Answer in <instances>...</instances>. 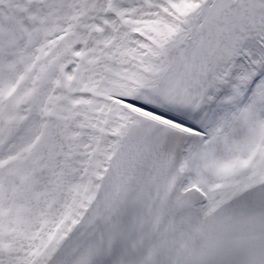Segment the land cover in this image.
<instances>
[{
  "label": "rangeland",
  "instance_id": "rangeland-1",
  "mask_svg": "<svg viewBox=\"0 0 264 264\" xmlns=\"http://www.w3.org/2000/svg\"><path fill=\"white\" fill-rule=\"evenodd\" d=\"M20 19L18 36L25 39L27 76L32 79L27 84L45 77L52 61L61 75L51 80L52 91L43 94L41 108L40 100L37 105L41 116L37 129L50 134V139L27 152L32 164L29 177L42 186L34 198L25 200L22 196L34 189L19 190L12 194L15 204L0 209L2 232H7L0 238V264L30 263L83 196L111 105L108 97L101 99L98 93L115 89L188 117L198 116L203 125L213 127L212 136L226 132L221 131L225 123L234 122L229 126L236 128L238 141L232 146H238L244 133L255 131H247L252 125H264V0H0V29L17 25ZM68 50L82 60L83 68L81 61L74 63L67 57ZM6 52L0 44V58ZM197 79L193 102L180 104L177 96ZM8 86L0 101L17 85ZM53 102H58L55 109ZM20 119L21 114L15 116L16 130ZM12 136L9 133L6 139L10 142ZM228 143L225 138L212 140L211 146L219 147L212 148L211 161L207 144L203 146L207 183L237 179L247 169L245 160L252 159L255 168L247 169L241 180L264 167L263 161L252 157V148L258 151V146L227 155L222 146ZM46 170L53 177L43 179Z\"/></svg>",
  "mask_w": 264,
  "mask_h": 264
},
{
  "label": "bare ground",
  "instance_id": "bare-ground-1",
  "mask_svg": "<svg viewBox=\"0 0 264 264\" xmlns=\"http://www.w3.org/2000/svg\"><path fill=\"white\" fill-rule=\"evenodd\" d=\"M61 3L62 1L60 2V4ZM61 15H63V13ZM56 18H58V16ZM68 19L69 16L67 20ZM174 23L177 24L176 22ZM58 24L59 23H57V25ZM22 25L23 24L20 19L17 25L14 23L13 26H4L2 29H0V44H3L7 50L6 55L0 58V95H2L1 92H3L8 85L9 86L10 84L17 85L16 87L12 88L11 92L9 93L8 96H6V98H5V94H3V97L0 101V209L8 207L9 205L12 204L14 205L16 198L12 194L15 195V193L18 192L19 190L23 191L28 188L31 189L33 188L34 191H31L30 193L21 196L23 197V200L28 198V196L34 198L36 190L38 189L39 185H41L40 182H37L36 180L33 181L29 177L30 176L29 166L32 164L30 162V158L29 157L27 158L28 156L27 152L32 146H38V145L42 146V144L45 141H48L50 139V134L43 132L41 128L40 130L37 129V123L38 121L41 120L39 119V117L41 118V116L38 111L39 107L37 105L40 100V108H41L44 100L43 94H47L52 89V85L50 83L51 80L54 78V76L57 73L61 75V71L58 72L59 69L58 71L57 68L54 69V66L52 65L53 62L52 61L50 64L49 72L45 77L40 78L38 81H33L27 84L26 81L32 79L30 74L28 75L30 76L29 78L27 76L28 68L26 66V61H25L26 60L25 39L22 36H18L20 35V32L17 27H21ZM71 25L73 24L71 23ZM60 33L61 32H58V35ZM56 36L54 37L55 39ZM76 39L78 40V38ZM49 43L51 42L49 41ZM67 52H68L67 57H69L74 63L81 61L80 66L81 68H83L82 60L75 58L72 55V50H68ZM6 73H9V75L11 74L10 75L11 78L10 76L8 77V75H5ZM21 75H25V78H22ZM45 81L47 82L46 86L44 85ZM24 84H27V86L23 87ZM56 88L58 89V87ZM68 95L66 91L65 96ZM110 104L111 105L109 106L108 115L106 117L105 124L101 131L100 140H98V142L96 143V145L98 146L96 149L93 162L91 164V169L89 172L87 185L83 193V196L81 197V199H79L80 201L78 200L79 202L77 206L75 208L73 207L74 210L72 209L71 213H69V215L65 218L62 227L66 225L65 226L66 229L63 231V234L58 238H56L55 240H53L51 244L48 245V247L46 248L43 247L41 251L38 254H36L32 259V261L28 264H52V261L48 260L47 257L48 254H50L51 251L54 249L57 241L63 240V238L68 234L70 230L80 227L83 224V221L85 222L86 218L89 216L90 210L95 205H97L96 195H97V186L99 184V177L103 174V170L105 171L109 170L110 172L111 169L114 167L113 164L109 166L107 163L109 162V160H111L113 155H114L113 160H122L123 162L132 160L133 164L134 165L136 164L138 167V173H143L145 172V170L148 171L150 170L151 172L157 174V180H155L154 182L152 181L154 179L144 177L146 183L143 186L137 183V181L131 180L134 186L142 187L139 196L143 198L144 202L140 203V205L143 206V208L141 209L145 213L151 216L153 215H157L160 217L165 216V214L169 211L171 212L174 211L178 214H185V213L188 214L189 211H194L195 213L201 212L204 213L205 215L213 214L216 209L224 205H227V203L228 204L231 203V201L233 202L234 200L238 199L241 195L243 196L244 193L242 192L248 193L254 190L252 188H248L245 190L246 188L245 185H241L242 183L246 182L245 180L247 178L241 180L240 177L244 176L246 173L240 175L235 180H223V181L220 180L219 182L221 183V185L218 182L217 184L219 185L217 184L212 185V183H207L205 181L204 175L206 174H204L205 172L201 171V151L203 150L202 146L205 142V135L207 136V133L203 135L199 130H197L192 125V120L190 121V119L187 118L186 116H180L177 113L165 109L164 107H160L159 105H155V104L151 105V103L145 102L143 100H131V99L115 97L113 98V100L110 101ZM57 105L58 102H53L54 109L57 107ZM28 113L30 115H27ZM18 114H21L23 117L22 120L20 119L21 121L19 122V124L17 123L18 125H20V130L15 129V116ZM8 115H10V118L8 117ZM6 117H8L9 119H7ZM256 129H258V126H256ZM21 131H23V133H21ZM9 133L13 134L10 142L9 140L6 139V135ZM241 138L244 139V137ZM249 146H254L253 141H251ZM223 149L226 150L227 155L233 153V150L229 147V145L223 146ZM150 160H151L150 163L143 164L144 162H149ZM153 160H155V162L152 164ZM129 169L131 173L136 171L134 167ZM56 171L57 169H55V171L52 172L55 173ZM58 171L62 172V170H58ZM168 173L172 174L171 181H169L170 176H167ZM252 175H255L254 177H257L258 180L264 182V168L253 173ZM43 176H44L43 179L44 178L50 179L51 177H53L52 174H50V172H47V170L43 173ZM201 185H203L205 188L202 187ZM191 186L194 187L195 189H200L201 192L202 193L204 192L205 194H207V191H209V189L213 192L215 191L216 194L215 196L214 193L209 194L207 197L204 195V199L201 204H198L195 207H191V209H189L190 205H186L187 203L181 197V193ZM218 186L222 188L216 190ZM4 193L5 195H7L9 199H11V202L8 204H7L8 200L3 199ZM8 193L11 195H8ZM145 199L148 200L149 202L147 203ZM4 226L5 223L2 222L1 220L0 238L4 237L7 234V232H2ZM71 236L72 235H70V237Z\"/></svg>",
  "mask_w": 264,
  "mask_h": 264
},
{
  "label": "water",
  "instance_id": "water-1",
  "mask_svg": "<svg viewBox=\"0 0 264 264\" xmlns=\"http://www.w3.org/2000/svg\"><path fill=\"white\" fill-rule=\"evenodd\" d=\"M179 99L190 105L194 88L186 89ZM113 158L107 163L114 167L110 172L102 169L99 177L97 205L80 227L57 241L47 257L52 264H264V182L255 175L241 184L253 191L242 192L243 196L213 214L165 211V216H151L141 209L144 200L139 195L144 177L154 182L157 174L150 170L138 173L132 160ZM171 175L167 174L169 181ZM131 180L141 186H134ZM213 193L215 196V191L209 189L205 194L191 186L181 197L191 209L203 202L204 195ZM65 226L61 225L45 248L63 234Z\"/></svg>",
  "mask_w": 264,
  "mask_h": 264
},
{
  "label": "flooded vegetation",
  "instance_id": "flooded-vegetation-1",
  "mask_svg": "<svg viewBox=\"0 0 264 264\" xmlns=\"http://www.w3.org/2000/svg\"><path fill=\"white\" fill-rule=\"evenodd\" d=\"M193 75H197V72H194ZM197 82H198V79L195 81V84L192 85V87L194 88V91H195V95H196L195 85L197 84ZM189 87H191V85L188 86V88ZM188 88H186V89H188ZM186 89L183 91V93L186 91ZM100 95H101V99H104L105 96H106V97H108L110 99V101L113 100V98H115V97H119V98H124V99H131V100H143L145 102L151 103V105L152 104H155L152 101H148V100H145V99H141L139 97H130L129 95L123 94L120 91L115 92V89L114 90H111L109 92L103 91L101 94L98 93L97 96L99 97ZM102 95H104V98L102 97ZM181 95L177 96L178 102L180 104L184 105V106H189V105H185V104L181 103V100L179 99V97H181ZM155 105H158V104H155ZM160 107H164V106H160ZM165 109H167V108H165ZM262 109H264V108H262ZM167 110H169V109H167ZM169 111L174 112V113H177L180 116H186V115H183L180 112H177V111H174V110H169ZM186 117L189 118L190 121L192 120V125L197 130H199L203 135H205L207 133V136L205 135V142H204L203 146H205L207 144V151H209L208 153L210 154V157H209V160L210 161L212 160V148L213 147L217 148V146H211L212 140L215 139L216 137H218V138H225V140H228V142H229L228 144H230L229 147L232 150H234L233 153H235L236 151H239V150L247 151V149L251 148L249 146V144L251 143V141H253V145L258 146V151L254 150V148H252V157H253V159L259 158V160H261V161L264 162V151H263V147H262V146H264V131H262V129H264V125H256V126H258L259 130L256 129V126H253L252 125L253 127L251 126L247 131H251L252 128L255 131H253L250 135H248L249 132L244 133L241 136V137H244V139L240 138L239 142H237L238 143L237 144L238 146H232V144H234V141H238L237 140V137L238 136H235V133H237L236 128L233 127L232 130L230 128L233 125L234 122H227V123H225V125H227V127H224L221 131H226V132H222V133L220 132L219 133V131H218V134L217 135L212 136V134H213V127H210L209 128V127L203 125V123L201 122V119L198 116H194V117H188V116H186ZM228 117H230V116H228ZM234 117L235 116H231V118H234ZM230 123H232L231 126H229ZM257 123H259V122H257ZM224 133L228 137H223V134ZM217 142H218V140H217ZM203 146H202V148H204ZM205 152L201 154V156H202L201 157V171L202 172H204V167L203 166H204ZM208 153H207V157H208ZM245 161H246V163L244 164V167L247 168V169H250L249 172L252 171V169L255 168L253 166V160L252 159H249V160H245ZM217 164L218 163H216V162L214 163V165H215V167H213V170L214 171L216 169ZM247 169H245L241 173H239V176L242 175V174L247 173ZM260 169H262V168H260ZM207 174H208V172H207ZM221 180L223 181V179H221Z\"/></svg>",
  "mask_w": 264,
  "mask_h": 264
},
{
  "label": "trees",
  "instance_id": "trees-1",
  "mask_svg": "<svg viewBox=\"0 0 264 264\" xmlns=\"http://www.w3.org/2000/svg\"><path fill=\"white\" fill-rule=\"evenodd\" d=\"M81 166V165H80Z\"/></svg>",
  "mask_w": 264,
  "mask_h": 264
}]
</instances>
